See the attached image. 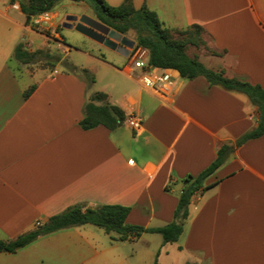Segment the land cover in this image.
<instances>
[{"label": "crops", "instance_id": "0c3cea01", "mask_svg": "<svg viewBox=\"0 0 264 264\" xmlns=\"http://www.w3.org/2000/svg\"><path fill=\"white\" fill-rule=\"evenodd\" d=\"M105 1L117 7L125 0ZM130 1L172 31L200 26L213 51L199 54L206 68L264 89V0ZM26 2L0 0V239H16L75 205L130 207L127 223L146 228L171 223L183 180L255 129L258 108L243 93L212 86L203 76L184 79L175 70H165L174 80L169 94L146 90L127 56L94 42L93 53L79 50L56 31L73 12L53 10L49 25L36 29L20 9ZM20 44L31 52L74 50L87 62L72 63L73 70L62 69L63 59L53 69H29L14 58ZM102 48L117 57L108 60ZM96 92L126 119L140 114L142 132L135 135L126 120L114 131L82 129ZM203 188L177 242L164 244L157 233L113 241L103 229L84 225L0 253V264H264V135L235 148ZM125 243L142 244L147 257L135 248L122 251Z\"/></svg>", "mask_w": 264, "mask_h": 264}, {"label": "trees", "instance_id": "16d2710c", "mask_svg": "<svg viewBox=\"0 0 264 264\" xmlns=\"http://www.w3.org/2000/svg\"><path fill=\"white\" fill-rule=\"evenodd\" d=\"M62 1L64 0H27L26 3L20 4V9L26 15L27 23L30 24L34 17L45 12H52L55 6ZM70 1L90 4L101 23L121 34L125 35L134 30L137 33L136 45L149 52L150 66L163 70H175L187 80L203 76L212 86L243 93L258 108L262 118L257 127L239 138L235 145H223L218 151L216 160L201 174L189 176L183 180L184 187L171 223L158 228H146L127 223L131 212L130 207L101 205L88 208L84 205H75L16 239H0V253H16L41 236L84 225L103 229L113 241H136L146 233H157L162 236L164 244L177 242L184 231L191 200L197 192L204 190V181L229 159L235 148L264 135V89L258 85L227 78L223 71L210 70L199 61L198 57H190L187 54V48L197 43L200 32L203 31L200 26L194 25L185 31H172L164 27L157 15L146 6L137 10L130 0H125L121 6L117 7L109 5L105 0ZM14 58L20 63L31 64L40 60H52L55 57L45 50L31 52L24 44H20L14 52ZM59 61L58 58L57 62ZM80 72L91 83L95 82L89 70L80 69ZM32 90H29L25 97H28ZM107 98V95L101 92H96L89 97L85 107V118L80 123L82 129L90 130L105 126L110 131H114L125 122V113L119 107L108 103ZM154 264H158L157 260Z\"/></svg>", "mask_w": 264, "mask_h": 264}, {"label": "rangeland", "instance_id": "374dc122", "mask_svg": "<svg viewBox=\"0 0 264 264\" xmlns=\"http://www.w3.org/2000/svg\"><path fill=\"white\" fill-rule=\"evenodd\" d=\"M54 10L60 12L61 16H63V14L65 12H73L74 14H72V15H76L78 17H80L81 15H88V16L98 20L93 8L91 7L90 4H88L86 2H73L70 0H64L60 4L56 5ZM61 21L63 23L65 21V17H62ZM31 25L36 29H38L40 27V26L35 25L34 23H31ZM45 27L46 26H44V28ZM43 31L47 36L51 37L52 39L55 38V35L52 34L51 29H44ZM56 31H60L63 34V36H65V39L67 40V42H70L72 45L79 48V50L89 51L91 53L94 52L93 50L95 48V44H93V42L94 43H97V42L89 39L88 37H85L84 35L80 34L76 30H68V29H64V28L60 27V28H57ZM124 36L136 41L137 33L134 30H131L127 34H125ZM102 47H103V45H102ZM45 51H48L49 53L54 55L55 58L52 60L36 61L34 63L28 64L27 67L29 69H35V68L53 69L59 63V62H57V59L59 58V59H63V61H62V69L63 70H73L72 63L77 64V65H81V64H86V62H87L86 57L82 56V54H80L74 50L70 51L67 54H63L61 52V50L58 48H48V49H45ZM102 52L105 54V56L108 60H113L112 57H117L112 52L105 50L103 48H102ZM202 52L203 53L206 52L209 54L213 53V51L209 45V42L206 38V35L203 31L200 32L199 39H198L197 43L195 45H189L187 48V54L190 57H195V56L199 57V54H201ZM118 59L123 61L124 63L127 62L126 59L124 60V59L119 58V57H118ZM120 66L122 67V65H120ZM25 80H28V78H25ZM150 244L152 246L151 249H154V243L150 242ZM135 245L133 243H125V244H120L119 247H122L124 249L122 251H124V252H127L128 249L130 251V250H133L135 248V251L137 252V254L146 258L147 253H146L145 248L142 246V244H138L139 246L138 245L135 246Z\"/></svg>", "mask_w": 264, "mask_h": 264}, {"label": "built area", "instance_id": "2783aa9c", "mask_svg": "<svg viewBox=\"0 0 264 264\" xmlns=\"http://www.w3.org/2000/svg\"><path fill=\"white\" fill-rule=\"evenodd\" d=\"M50 12L42 13L33 18V23L37 26H46L51 22ZM129 68L131 72L139 71V83L146 89L155 91L159 94L166 95L171 92L174 80L171 73L160 68H155L149 64V52L142 47H135L130 51ZM127 126L139 135L144 128V118L140 114H131L126 119ZM37 224L36 227H40Z\"/></svg>", "mask_w": 264, "mask_h": 264}, {"label": "water", "instance_id": "95a60500", "mask_svg": "<svg viewBox=\"0 0 264 264\" xmlns=\"http://www.w3.org/2000/svg\"><path fill=\"white\" fill-rule=\"evenodd\" d=\"M62 28L76 30L85 37L127 57L136 45V41L88 15H81L80 17L67 15L62 23Z\"/></svg>", "mask_w": 264, "mask_h": 264}]
</instances>
